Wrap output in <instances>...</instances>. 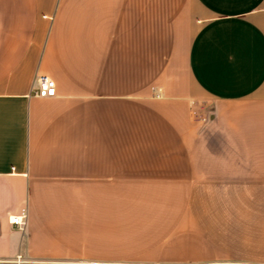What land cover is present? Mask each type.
Wrapping results in <instances>:
<instances>
[{"label": "crops", "instance_id": "0c3cea01", "mask_svg": "<svg viewBox=\"0 0 264 264\" xmlns=\"http://www.w3.org/2000/svg\"><path fill=\"white\" fill-rule=\"evenodd\" d=\"M21 253L264 264V0H0V264Z\"/></svg>", "mask_w": 264, "mask_h": 264}, {"label": "built area", "instance_id": "2783aa9c", "mask_svg": "<svg viewBox=\"0 0 264 264\" xmlns=\"http://www.w3.org/2000/svg\"><path fill=\"white\" fill-rule=\"evenodd\" d=\"M38 87L35 90V95L40 98H53L57 95L58 84L57 81L46 75H40L37 79ZM11 224L16 226H23L22 216L12 217L10 220ZM11 264H30L27 256L24 253H21L16 256V258L10 261Z\"/></svg>", "mask_w": 264, "mask_h": 264}]
</instances>
